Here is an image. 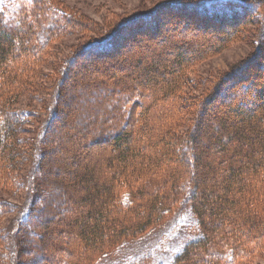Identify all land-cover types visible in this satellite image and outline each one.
<instances>
[{"label":"trees","instance_id":"16d2710c","mask_svg":"<svg viewBox=\"0 0 264 264\" xmlns=\"http://www.w3.org/2000/svg\"><path fill=\"white\" fill-rule=\"evenodd\" d=\"M47 2L51 6H47ZM176 4L173 6L180 5ZM252 4L248 0L190 2L199 14L215 18L235 15L237 18L239 9L248 10ZM144 16L147 15H134L131 20L120 21L121 29L90 38L83 49L88 53L114 50L117 32L121 30L124 34V29L136 18ZM69 17L55 10L51 0H0V172L3 179L6 172L11 171L1 182L12 192L17 188L12 172L17 159L22 157V146H17L24 142L17 136L26 131L24 114L28 113L14 105L26 93L27 86L35 85L34 68L44 61L52 40L69 32L65 27L70 26ZM187 26L186 29L192 24ZM195 27L194 32L198 33L194 34L198 37L191 41L184 39L180 44L175 41L174 45H178L166 52L164 48L172 45L168 37L178 38L179 31L164 33L155 26L163 35L161 41L158 45L142 46L151 59L130 60L121 55L112 64L114 68L121 67L120 73H103L106 80L101 77L87 83L94 97L87 93L89 98L84 102L95 103L93 112H88L93 120L85 123L80 120L83 130L74 126L59 137L49 138L46 132L59 116L61 85L69 74L68 66L64 67L53 91L56 92L54 100L48 106L49 115L39 132L45 146L35 151L38 164L30 174L34 188L40 182L44 192L54 190L55 186L56 189L48 199L43 198L42 207H38L36 200L20 219L23 233L25 228H30L29 233L37 234L33 231L37 228L34 222H38L34 216L40 212L42 228L46 230L45 236L42 234L38 240L25 233L22 244L27 249L22 253L31 255L22 264H43L40 259L47 264H95L106 252L113 253L121 242L160 226L165 214L178 210L183 201L188 202L196 217L197 226L193 230L197 234L186 242L171 264H251L253 256L264 248V74L250 76L234 91L230 84L226 85L231 77L223 76L211 85L208 94L200 96L198 104L196 95L188 91L193 82L185 73L210 55L205 49L210 45L208 38H217L224 31L213 32L199 23ZM74 28L82 30L85 26L77 23ZM223 40H215L212 47L222 46ZM186 43L191 44L186 47ZM121 48L114 52H120ZM75 60L76 57L70 58L73 63ZM114 88L121 93L112 96ZM195 98L198 107L192 111ZM138 102L141 108H135ZM223 107L233 116H227L228 111L222 112ZM218 113L224 115L222 120L212 121ZM182 125L186 129L180 132ZM206 138L212 141L209 148L202 144ZM59 145L64 146L62 154L55 150ZM103 145L105 149L100 152L103 154L96 155L100 164L95 167L87 156L92 148ZM70 146L75 151L70 156L75 168L63 170L68 175L65 185L52 172L61 171L60 167L50 166V162L54 161L53 156L56 159L60 154L65 156ZM78 151L83 158L78 156ZM49 154L47 167L37 170ZM103 155L105 158H101ZM84 158L87 160L81 161ZM41 168L43 181H39L43 177L37 175ZM102 169H106L105 172ZM51 175L56 180L54 183ZM54 209L60 214L56 222L53 221ZM12 210L13 206L7 208L0 201V218ZM52 230L59 239L53 244L47 240ZM3 241L0 234V247ZM31 246L34 248L30 251ZM37 246L48 247L49 254L39 253ZM10 260L12 258L0 249V264Z\"/></svg>","mask_w":264,"mask_h":264},{"label":"rangeland","instance_id":"374dc122","mask_svg":"<svg viewBox=\"0 0 264 264\" xmlns=\"http://www.w3.org/2000/svg\"><path fill=\"white\" fill-rule=\"evenodd\" d=\"M51 1L55 5V10L63 12L67 17L71 15V17H69L71 23L70 26L65 25L69 32H65L52 40L50 46L46 50L44 61L34 68L33 73L36 74L34 78L35 85H32V87H24L27 90L26 93H23L18 102L14 105L16 109L18 108V110L28 113L24 114L26 120L24 129L26 131L21 132L17 136V138L23 139L24 142L17 146H22V148H20L22 149V157L17 159L18 164L12 172L14 177V179H12L15 181V184H17L16 190L12 192L9 187L1 182L4 178L6 179L10 176L9 174L11 171H7V175L6 177L4 176L3 179V173L0 172V201L6 204L7 208L13 206L12 211L5 213L0 218V234L4 237L0 249L12 258L7 264H22V262L30 257L31 254L25 253V251L22 253L24 248L27 249L26 246L22 244L25 233L28 232L29 237L37 238V240L42 234H46V230L42 228L43 221L39 215L40 212L36 213L34 216V219L38 222H34L37 228L33 231L37 232V234L29 233L30 230L32 231L30 228H25V232L23 233L20 219L24 217L28 209L31 208L32 203L34 204L36 200V203H39L38 207H42V203H44L42 202L43 198H47L49 194L51 196L52 192L56 189L55 186L54 190L50 188V192H44L39 185L40 182H37L34 188L30 174L34 167L37 168L38 164V161H35L34 158L35 151L37 148L43 145L45 146V143H42L43 138L39 136V132L42 129L43 122L49 115L48 106L54 100L56 92L53 91H55V86L59 83L58 80L62 77V73H64V67L68 66L69 70L67 73L69 74L65 77L64 83L61 85V101L58 102L57 105L59 116H57L56 120L52 123V129L49 127V132H46V134L49 133V138H53L54 136L59 137L66 129L69 131L73 130L74 126H78V129L83 130L84 124H81L79 121L82 120L83 123H85L89 119L93 120V117H91V114H88V112H93L95 103L90 100H86L88 104L84 102L85 99L89 98L87 93H90V96L94 97L92 94L94 91L91 90L92 87L89 88L88 86L87 88V85H89L87 83H94L101 77L106 80V78L103 77V73H120L118 69L121 67L114 68L112 64L120 58L121 55L124 58L127 56L130 60L134 58L141 60L151 59L150 53L143 52L144 49L146 50V48L143 49V47L150 44L158 45L159 41H161L163 35L156 31V29L159 30V28H154L155 26L162 28L161 31L164 33L166 30L167 33H171L175 29L179 31L178 38L177 36L171 39V36L168 37L172 45L169 44L164 48L166 52L171 51V48L173 49L178 45H174L175 41L180 44L184 39L191 41L198 37L194 34L198 33L194 32L195 28H197L195 24L199 23L200 25L208 26L210 31L213 32L216 29L224 31V33L220 32L217 38H208L210 45L205 49L209 50L207 52L210 55H207L206 58L199 61L185 73L189 81L193 82L192 87L188 85V91L196 95L195 97L197 98L198 104L201 102L199 99L200 96L203 97L205 93L208 94L211 85H213L215 81L217 82L223 78V76L231 77L229 81L227 80L226 85L230 84L234 91L239 84L243 86L250 76L257 73L264 74V0H248V2L253 3L252 6L254 8L252 7L243 11L239 9L237 18L236 15L231 18L228 16H219L217 18L206 17L205 15L199 14L196 8L194 9L190 6L192 0ZM175 4L180 5L177 7L173 6ZM49 5L50 4L47 2V6ZM145 14L147 16L136 18L131 26L129 25L125 28L124 30H126V32H124V34L121 30L119 33L117 32V34H119L116 35L115 39L117 47L115 46L113 48L115 50L116 48L119 49V46H122L120 52L116 51V53L112 50L105 53H88L83 49L90 38L102 35L105 36L115 28L121 29L119 27L120 21L131 20L134 15L143 16ZM77 23L83 24L85 28L76 30L74 27L77 26ZM188 24H192V26L186 29ZM169 26H171L172 29H167ZM120 34H123L122 38H120ZM179 37L182 39L177 41ZM214 39L217 41L224 39L223 45L219 47L213 45L212 47V44L215 43ZM260 40L262 41V45L260 44ZM190 44L191 43H186L185 45L189 47ZM82 49L84 52L81 51ZM259 49L262 51H259ZM171 53L174 54V51ZM172 54L170 55V59L174 57ZM112 55L114 56L111 57ZM73 57H76L74 63L70 61V58ZM106 77L109 78V76ZM107 80L111 81V79ZM114 82L115 81L112 83ZM114 86H117V84H114ZM85 90L88 91L84 92ZM118 93L121 92L115 88L112 89V96L119 95ZM196 98L192 101V111H195L198 107ZM141 105L138 102L135 104V108L136 106H140L137 108H141ZM100 106H102V102ZM200 106H202V103ZM221 111L225 112L228 110L223 107ZM85 113L87 115H84ZM227 116L233 115L228 111ZM223 117L224 115L218 113V115L213 116L211 119L212 121L215 120L219 122ZM199 118L202 119V116H199ZM188 127H190V125ZM185 129L186 128L182 125L178 130L183 132ZM70 133L71 132H69V135ZM208 138L202 140V144L207 148H209L208 145L212 144L211 139ZM92 139L94 140L95 138ZM66 142L63 144H66ZM59 146L61 148L56 147L55 150L58 149L59 152L64 151V146ZM104 147V145L101 147L98 146L95 150L92 148L91 153L87 156L90 164L94 163L95 167L100 164V160L96 155H102L103 153L100 152L102 149H105ZM188 149L190 150L189 147ZM74 153L75 151L71 150L70 146L67 148L65 156L61 155V152L57 159L53 156L52 159L54 161L50 162V166L55 165V168L57 166L58 168L60 167L59 169L61 171L57 170L58 172H55V170H52V172L55 173L54 176L60 177L65 185L67 184L66 180L68 175L66 174L67 172L63 170L74 167V164L71 163V155ZM77 154L80 158H83V155L79 153V151ZM49 156L51 155L49 154L47 156L48 158H46L44 165H40L37 170L40 171V167H47ZM103 157L104 155L101 156V158ZM87 158L81 161L85 162ZM193 158L196 166V158L194 156ZM105 170L106 169H102L103 172H105ZM99 173L101 174V170ZM37 175L39 178L43 177V179L41 178L39 181L45 179L42 168L41 172ZM54 176L51 175L52 178L50 179L52 182L56 181ZM103 177L104 176L101 174V179ZM183 202L184 203L178 210L165 214V218L162 220L160 226H156L153 229L148 228L138 238L133 237L121 242L118 247L114 249L113 253L106 252L95 264H171L174 256L182 250L186 242L194 238L195 234H197L194 233L195 230H193V228L197 226L196 217L192 213L193 211L188 205V202ZM38 209L40 208L36 210ZM57 211V209H54L53 221L57 220L60 216ZM53 231L54 230H52V232ZM55 231L49 236L51 238L47 239L52 244L57 242V240L59 242V239L55 238L57 237L54 234ZM190 231L192 232L191 234ZM32 247L33 246L29 248L30 251ZM37 249L38 252L40 251L39 253H43L46 256L49 254L48 247L43 248L41 246L40 248L37 246ZM257 253L253 256L251 264H264V248L258 254ZM40 263L47 264L43 259H40Z\"/></svg>","mask_w":264,"mask_h":264},{"label":"bare ground","instance_id":"6f19581e","mask_svg":"<svg viewBox=\"0 0 264 264\" xmlns=\"http://www.w3.org/2000/svg\"><path fill=\"white\" fill-rule=\"evenodd\" d=\"M120 51V50H119Z\"/></svg>","mask_w":264,"mask_h":264}]
</instances>
